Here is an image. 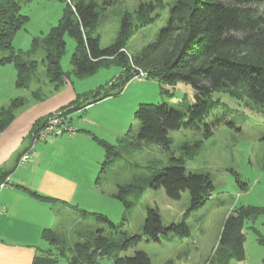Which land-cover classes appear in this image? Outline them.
Masks as SVG:
<instances>
[{
    "label": "trees",
    "instance_id": "obj_1",
    "mask_svg": "<svg viewBox=\"0 0 264 264\" xmlns=\"http://www.w3.org/2000/svg\"><path fill=\"white\" fill-rule=\"evenodd\" d=\"M26 1L31 0H0V50L7 52L0 59V64H14L16 85L30 90L31 98L43 100L48 96V93L42 92L41 87L31 89L40 63L45 66L47 78L50 83L55 84V89L63 86L68 79L69 74L61 66V59L66 51V33L76 41L72 64L77 77L92 75L102 66L111 64L123 68L121 74L110 82L108 90L101 86L94 91L78 94L72 103L58 110L70 114V124L74 111L119 95L140 71L146 73L147 79L161 82L167 87L164 91L168 94L171 93L170 88H174L179 82L190 85L194 90L193 102L184 109L166 102L142 103L135 112L139 129L133 134V127H130L127 138L155 142L166 151L171 150L172 131L190 129L202 132L205 139L213 135L222 121L215 116V111L222 105L220 99L215 98L216 93L229 90L230 93L239 94L247 103L264 109V0H175L170 8L167 25L157 39L134 56L126 51L135 28L131 14L125 12L122 15L116 41L102 48L100 36L93 35L99 20L98 4L94 0H77L72 5H66L59 23L47 35L34 38L28 51L16 50L13 39L28 21V17L20 13L22 3ZM160 6L163 4L142 3L138 11V27L154 23L158 15L152 14ZM39 50L45 53L40 62L31 58ZM116 90L119 91L112 92ZM28 100V97H16L1 108L0 131L13 121L18 108ZM52 114L35 123L31 138ZM230 124L234 126L233 123ZM95 139L106 149V160L102 165L104 171L105 164L117 154L118 146L97 137ZM173 160L175 163L154 173L148 184L121 185L116 197L124 204L128 213L135 206L129 198H139L146 186L153 189L164 188L167 196L173 200L181 199L182 193L188 191L190 208L180 222L166 227L159 208H149L143 234L128 236L122 231L126 217L116 225L107 215L93 213L99 223L109 226L110 235L122 234L123 237L112 243L105 229H98L87 236L84 243L76 244L71 249L74 256L69 258L54 232L45 229L43 239L56 250L49 249L36 256L33 264H55L63 258H67L71 264H78L76 256L82 257L86 264H96L95 256L110 254L111 247L118 249L113 264H153L150 256L142 250H135L132 256H121L119 252L138 246L143 235L153 241H159L161 235H168L169 232L180 237L189 236L190 227L185 219L188 212L204 206L215 189L209 175L189 172L183 158ZM7 176L9 175L6 173H0V182ZM241 185L247 186L242 182ZM26 191L37 199L51 200L50 197L30 189ZM262 211V207L239 205L227 216L218 248V253L224 256L225 261L245 259V221Z\"/></svg>",
    "mask_w": 264,
    "mask_h": 264
},
{
    "label": "rangeland",
    "instance_id": "obj_2",
    "mask_svg": "<svg viewBox=\"0 0 264 264\" xmlns=\"http://www.w3.org/2000/svg\"><path fill=\"white\" fill-rule=\"evenodd\" d=\"M64 1L23 2L20 13L27 16L28 21L16 33L13 47L16 50L28 51L34 38L47 35L51 28L59 23L66 5L74 4L77 0ZM94 1L98 4L99 20L93 35L100 36L102 48L116 41L122 15L125 12L131 14L135 28L127 43L126 51L132 56L140 53L145 46L157 39L161 30L167 25L170 8L175 3V0ZM148 2L163 4V6L152 14L158 15L154 23L139 28L140 5ZM65 42L66 51L61 59V66L69 74L68 79L76 85L81 84L89 90L88 92L101 86L108 90L110 82L123 71L121 66L111 64L102 66L92 75L77 77L73 72L72 64L76 41L69 33H66ZM6 54L7 52L0 50V55ZM44 57L43 50L33 54V59L39 62ZM3 65L0 68V78H5L7 83L10 77L13 99L18 96H28L30 90L18 88L16 85L17 74L14 64ZM47 84L50 85V81L47 78L45 66L40 63L31 89L41 87L42 92L47 94V89L49 90ZM165 88L167 87L158 80L147 79L146 76L133 78L122 93L112 96L116 99L108 100L96 107L98 109H95V112L104 113L102 123H98L99 127H104L101 132L109 138L111 136L112 139L113 134L116 133L115 127H127V129L133 127V134L136 133L139 122L135 112L142 103L166 102L184 109L194 100V90L188 84L179 82L174 88H170V94L164 91ZM215 98L220 99L222 103L221 107L215 111V116L222 121L209 138L205 139L202 132L190 129L182 128L172 131L170 133L171 150L166 151L155 142H140L133 137L127 138L128 130L119 135L121 138L116 148L117 154L112 156L108 164H105L104 171L102 167L99 171L107 196L101 199L96 196L81 198L78 211L83 218L77 217L76 221H80L75 226H71V218L65 219L60 227L56 228V236L63 239L62 243L69 258L74 256L71 249L78 243H84L87 235L94 234L98 229H105L106 234L110 235L109 226L99 223L93 213L107 215L116 225L123 222L126 217L122 231L128 236L143 234L149 208H159L166 227L180 222L184 218V213L190 208L188 191L182 193L181 199L173 200L167 196L164 188L153 189L146 186L139 198L134 196L129 198L135 206L128 213L116 194L119 184L122 186L135 183L148 184L154 173L175 163L173 158H183L189 172L209 175L215 186L211 198L204 206L188 212L185 219L190 227V235L180 237L169 232L168 235H161L159 241H153L143 235L138 246L121 251L119 254L132 256L135 250H142L150 256L153 264H264V109L247 103L239 94L230 93L229 90L216 93ZM76 119L77 117L74 123L77 125ZM133 134L131 132V135ZM241 182L246 183L247 186H242ZM239 205L262 207L263 211L245 221L243 229L245 259L225 261L224 256L218 253L221 231L227 216ZM85 211L90 213L86 214ZM79 232L85 236H79ZM109 237L112 243H116L123 236L113 234ZM40 246L50 247L44 241H41ZM117 251V248L111 247L110 254L95 256L96 264H113ZM76 260L78 264H86L80 256H76ZM55 264L71 263L67 258H63Z\"/></svg>",
    "mask_w": 264,
    "mask_h": 264
},
{
    "label": "crops",
    "instance_id": "obj_3",
    "mask_svg": "<svg viewBox=\"0 0 264 264\" xmlns=\"http://www.w3.org/2000/svg\"><path fill=\"white\" fill-rule=\"evenodd\" d=\"M4 56L0 55V59ZM3 66L0 64V68ZM47 91L48 96L43 100L31 98V93L24 96L29 98L27 103L18 108L13 121L0 131V173L11 177L10 185L0 189V264H33L36 256L49 249L56 250L43 239V231L51 229L56 236V228L70 218L71 226H75L80 221H76L77 217L83 218L78 211L81 198L96 196L101 199L107 196L99 172L106 160V149L95 137L118 146L119 135L129 130L127 127H115L113 139L101 132L104 127H99L98 123H102L104 113L95 112V109L103 102L116 99L108 97L74 111L71 124L75 131L60 137H47L36 144L27 162L18 165L20 155L30 145L35 123L89 90L67 79L58 89L50 83ZM12 99L10 77L7 83L5 78H0V110ZM76 117L77 125L74 123ZM26 189L51 200L37 199ZM78 234L85 236L82 232ZM59 240L64 247L63 239ZM41 241L50 247L42 248Z\"/></svg>",
    "mask_w": 264,
    "mask_h": 264
},
{
    "label": "built area",
    "instance_id": "obj_4",
    "mask_svg": "<svg viewBox=\"0 0 264 264\" xmlns=\"http://www.w3.org/2000/svg\"><path fill=\"white\" fill-rule=\"evenodd\" d=\"M72 5V4H71ZM146 73L140 71L136 77H145ZM68 117L70 114L57 111L49 116L46 123L32 135L31 142L27 150L21 155L18 165H21L27 162L31 156V153L34 151V148L37 143L44 141L49 136L60 137L65 133H71L75 131L72 124L69 123ZM11 183V177L7 176L3 181L0 182V189L7 187ZM5 209V208H4Z\"/></svg>",
    "mask_w": 264,
    "mask_h": 264
}]
</instances>
